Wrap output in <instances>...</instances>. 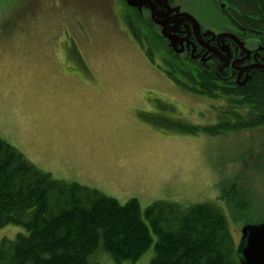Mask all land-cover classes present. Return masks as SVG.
I'll use <instances>...</instances> for the list:
<instances>
[{
  "label": "rangeland",
  "instance_id": "rangeland-1",
  "mask_svg": "<svg viewBox=\"0 0 264 264\" xmlns=\"http://www.w3.org/2000/svg\"><path fill=\"white\" fill-rule=\"evenodd\" d=\"M172 1L199 26L227 27L216 0ZM124 14L119 0H0V138L53 179L121 205L136 199L141 212L156 201L213 203L237 250L243 225L264 222V128L212 137L145 120L206 127L228 105L182 90L159 54L149 62ZM19 234L0 228V242ZM154 256L153 244L120 264ZM89 262L115 264L101 245Z\"/></svg>",
  "mask_w": 264,
  "mask_h": 264
},
{
  "label": "trees",
  "instance_id": "trees-1",
  "mask_svg": "<svg viewBox=\"0 0 264 264\" xmlns=\"http://www.w3.org/2000/svg\"><path fill=\"white\" fill-rule=\"evenodd\" d=\"M225 1L232 21L264 33V0ZM119 2L126 9L125 26L149 62L157 54L158 59L163 56L166 75L182 90L228 105L216 123L206 127L142 115L145 120L212 137L264 128V76L251 77L244 85L219 81L212 65L206 69L169 48L146 10L138 12ZM8 225L22 227L27 235L2 239L0 264H99L89 262L99 245L115 264L136 262L153 244L155 256L148 264H239L227 219L215 204L182 209L156 201L141 212L136 199L121 205L96 189L53 179L0 138V228Z\"/></svg>",
  "mask_w": 264,
  "mask_h": 264
},
{
  "label": "flooded vegetation",
  "instance_id": "flooded-vegetation-1",
  "mask_svg": "<svg viewBox=\"0 0 264 264\" xmlns=\"http://www.w3.org/2000/svg\"><path fill=\"white\" fill-rule=\"evenodd\" d=\"M172 3L171 7H176L173 1ZM216 3L226 18L227 27L208 29L201 24L200 31H195L188 24L181 25L177 36L183 58L196 61L206 69L212 65L218 71L221 82L233 80L235 84L244 85L251 77L258 74L264 76V33L240 27L237 21L228 17L227 2L216 0ZM181 12L192 15L188 9L183 8ZM208 30L213 32V37L204 35ZM159 62L165 61L159 59ZM165 68L166 71L169 70L166 65ZM191 94L206 98L198 93Z\"/></svg>",
  "mask_w": 264,
  "mask_h": 264
},
{
  "label": "water",
  "instance_id": "water-1",
  "mask_svg": "<svg viewBox=\"0 0 264 264\" xmlns=\"http://www.w3.org/2000/svg\"><path fill=\"white\" fill-rule=\"evenodd\" d=\"M126 4L139 12L148 11L150 20L159 28L162 37L168 41V47L181 54L177 32L181 25L188 24L200 31L199 24L191 15L171 7L172 0H125ZM204 35L213 37V32ZM239 264H264V222L245 224L241 228L240 244L237 247Z\"/></svg>",
  "mask_w": 264,
  "mask_h": 264
}]
</instances>
